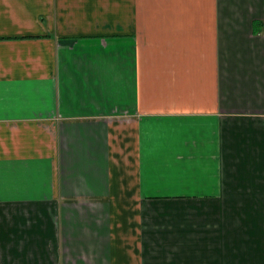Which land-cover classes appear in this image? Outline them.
<instances>
[{"label":"crops","instance_id":"obj_1","mask_svg":"<svg viewBox=\"0 0 264 264\" xmlns=\"http://www.w3.org/2000/svg\"><path fill=\"white\" fill-rule=\"evenodd\" d=\"M0 264H264V0H0Z\"/></svg>","mask_w":264,"mask_h":264}]
</instances>
